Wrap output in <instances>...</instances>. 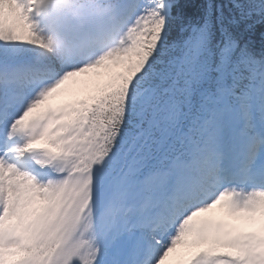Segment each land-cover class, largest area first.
I'll return each instance as SVG.
<instances>
[{
	"label": "snow or ice",
	"instance_id": "snow-or-ice-1",
	"mask_svg": "<svg viewBox=\"0 0 264 264\" xmlns=\"http://www.w3.org/2000/svg\"><path fill=\"white\" fill-rule=\"evenodd\" d=\"M106 3L65 59L0 0V264H264V0Z\"/></svg>",
	"mask_w": 264,
	"mask_h": 264
},
{
	"label": "clouds",
	"instance_id": "clouds-1",
	"mask_svg": "<svg viewBox=\"0 0 264 264\" xmlns=\"http://www.w3.org/2000/svg\"><path fill=\"white\" fill-rule=\"evenodd\" d=\"M86 3L99 7L97 0H50L51 14L40 17L43 28L53 37L56 55L83 58L91 50L116 41L119 18L111 11L114 5L106 3L103 9L83 15Z\"/></svg>",
	"mask_w": 264,
	"mask_h": 264
},
{
	"label": "trees",
	"instance_id": "trees-1",
	"mask_svg": "<svg viewBox=\"0 0 264 264\" xmlns=\"http://www.w3.org/2000/svg\"><path fill=\"white\" fill-rule=\"evenodd\" d=\"M191 11H193V9H189L190 13H191ZM262 30H264V29H262L261 26L257 25L254 33H252V39L255 42L256 48H259V46H260V33Z\"/></svg>",
	"mask_w": 264,
	"mask_h": 264
}]
</instances>
